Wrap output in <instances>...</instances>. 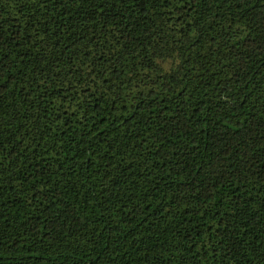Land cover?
Returning <instances> with one entry per match:
<instances>
[{"label":"trees","instance_id":"1","mask_svg":"<svg viewBox=\"0 0 264 264\" xmlns=\"http://www.w3.org/2000/svg\"><path fill=\"white\" fill-rule=\"evenodd\" d=\"M0 264H264V2L0 0Z\"/></svg>","mask_w":264,"mask_h":264},{"label":"snow or ice","instance_id":"2","mask_svg":"<svg viewBox=\"0 0 264 264\" xmlns=\"http://www.w3.org/2000/svg\"><path fill=\"white\" fill-rule=\"evenodd\" d=\"M262 2H264V0H262Z\"/></svg>","mask_w":264,"mask_h":264}]
</instances>
